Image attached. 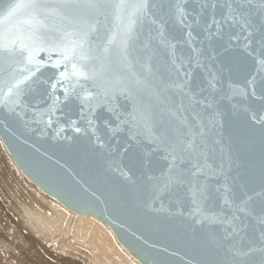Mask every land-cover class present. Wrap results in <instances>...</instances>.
Masks as SVG:
<instances>
[{
	"label": "snow or ice",
	"instance_id": "6c2138e0",
	"mask_svg": "<svg viewBox=\"0 0 264 264\" xmlns=\"http://www.w3.org/2000/svg\"><path fill=\"white\" fill-rule=\"evenodd\" d=\"M232 50L256 63L244 87L251 84L253 96L259 90L264 112V0H0V107L31 110L34 123L54 127L56 114L67 115L74 103L77 118L68 122L101 144L113 126L137 138L147 133L166 164L153 191L186 189L209 218H230L222 237L225 256H232L226 264H264V188L257 211L244 185L222 191L218 181L209 183L223 173L224 155L220 150L217 163L220 140L208 121L220 82L207 70ZM41 66L55 69L54 76L33 79ZM29 81L48 85L39 98L43 107L25 97L21 86ZM118 97L126 106L115 104ZM244 241L248 252L237 248Z\"/></svg>",
	"mask_w": 264,
	"mask_h": 264
},
{
	"label": "water",
	"instance_id": "95a60500",
	"mask_svg": "<svg viewBox=\"0 0 264 264\" xmlns=\"http://www.w3.org/2000/svg\"><path fill=\"white\" fill-rule=\"evenodd\" d=\"M160 2L149 0L150 4ZM106 26H111V18ZM104 27L102 38L106 35ZM44 55L41 53L38 59ZM255 68L256 63L250 57L235 50L223 53L214 67L209 65L207 71L220 82L208 121L213 128L210 135L220 140L217 163L220 150L224 155L223 173L209 183L215 187L218 181L222 191L244 185L258 211L264 188V131L260 119L264 112L259 111L262 102L259 90L253 96V86L244 87ZM55 71L41 66L33 79L45 81ZM21 87L26 98L35 97V106L43 107L39 98L47 84L37 87L29 81ZM29 89L36 90L29 92ZM56 94L63 99L62 92L57 90ZM115 104L126 106L127 102L118 97ZM64 112L67 115L57 113L53 118L54 127H45L29 119L33 116L31 110L17 108L16 112H9L0 107V141L16 167L38 190L72 213L99 220L140 264H226L232 259L231 255L225 256L229 244L222 240L230 218L224 221L209 218L186 189L153 191V186L165 179L166 164L162 154L154 151L155 145L149 142L147 133L137 138L126 126H113L111 135L105 136L101 144L95 139L90 141L84 133H76V124L68 122L70 117L77 118L74 103ZM102 115L109 117L108 112ZM92 131L89 129V134ZM104 131L101 126L97 135ZM215 211L220 212L218 201ZM229 241L235 243L230 235ZM249 247L247 241L237 244L242 252H248Z\"/></svg>",
	"mask_w": 264,
	"mask_h": 264
},
{
	"label": "bare ground",
	"instance_id": "6f19581e",
	"mask_svg": "<svg viewBox=\"0 0 264 264\" xmlns=\"http://www.w3.org/2000/svg\"><path fill=\"white\" fill-rule=\"evenodd\" d=\"M0 264L140 263L99 220L72 213L38 190L0 141Z\"/></svg>",
	"mask_w": 264,
	"mask_h": 264
},
{
	"label": "rangeland",
	"instance_id": "374dc122",
	"mask_svg": "<svg viewBox=\"0 0 264 264\" xmlns=\"http://www.w3.org/2000/svg\"><path fill=\"white\" fill-rule=\"evenodd\" d=\"M51 248H52V250H51ZM51 248H50V253H52V254L54 253V254H55V251H56V250H55L54 246L51 245ZM53 249H54V250H53ZM76 262H77V261H76ZM77 263H79V262H77Z\"/></svg>",
	"mask_w": 264,
	"mask_h": 264
}]
</instances>
